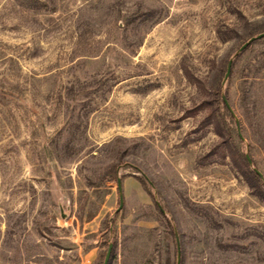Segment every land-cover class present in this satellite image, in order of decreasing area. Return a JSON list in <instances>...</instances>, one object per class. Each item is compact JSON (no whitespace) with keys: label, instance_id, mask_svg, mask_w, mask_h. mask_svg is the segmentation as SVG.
Returning a JSON list of instances; mask_svg holds the SVG:
<instances>
[{"label":"rangeland","instance_id":"1","mask_svg":"<svg viewBox=\"0 0 264 264\" xmlns=\"http://www.w3.org/2000/svg\"><path fill=\"white\" fill-rule=\"evenodd\" d=\"M263 32L264 0H0V264H264Z\"/></svg>","mask_w":264,"mask_h":264},{"label":"water","instance_id":"2","mask_svg":"<svg viewBox=\"0 0 264 264\" xmlns=\"http://www.w3.org/2000/svg\"><path fill=\"white\" fill-rule=\"evenodd\" d=\"M261 37H264V32L258 34L257 36H253V37H251V39H249V41H247V42L241 47V50L245 49V48L248 46V44H249L250 42H252L253 40L258 39V38H261ZM232 62H233V60L230 59L229 64H228V69H227V73H226L225 78H227L228 75H229L230 72H231ZM225 101H226L227 105L229 106L228 101H227L226 99H225ZM247 160H248V162H249L250 164L252 163V159H251V157H250L248 154H247ZM255 170H256L257 174H258L261 178H263V173H262L259 169H255ZM118 184H119V190H120V205H119V209H120V208L123 206V203H124L123 193H122V186H121V179H120V178H118ZM112 247H113V245L110 244V245H109V248H108V250H107L106 257H105V260H104V263H103V264H108V263H109V260H110V257H111V252H112ZM178 264H179V258H178Z\"/></svg>","mask_w":264,"mask_h":264},{"label":"trees","instance_id":"3","mask_svg":"<svg viewBox=\"0 0 264 264\" xmlns=\"http://www.w3.org/2000/svg\"><path fill=\"white\" fill-rule=\"evenodd\" d=\"M244 173V175L246 176V178L248 179L249 183L251 184V186L258 190L259 192H263L262 191V178L257 174L255 168H251V166L249 165L248 162L243 161L242 166L240 167ZM116 180L118 181V178H116Z\"/></svg>","mask_w":264,"mask_h":264},{"label":"built area","instance_id":"4","mask_svg":"<svg viewBox=\"0 0 264 264\" xmlns=\"http://www.w3.org/2000/svg\"><path fill=\"white\" fill-rule=\"evenodd\" d=\"M83 263L91 264L92 261L90 259L85 260Z\"/></svg>","mask_w":264,"mask_h":264}]
</instances>
